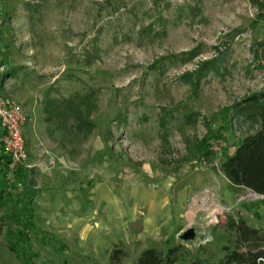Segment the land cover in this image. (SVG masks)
Listing matches in <instances>:
<instances>
[{"label": "rangeland", "instance_id": "obj_1", "mask_svg": "<svg viewBox=\"0 0 264 264\" xmlns=\"http://www.w3.org/2000/svg\"><path fill=\"white\" fill-rule=\"evenodd\" d=\"M1 66L25 115L31 264H110L116 244L124 264L150 246L215 261L233 221L264 229V194L221 165L260 126L234 104L264 88V0H0ZM14 228L0 264H23Z\"/></svg>", "mask_w": 264, "mask_h": 264}, {"label": "trees", "instance_id": "obj_2", "mask_svg": "<svg viewBox=\"0 0 264 264\" xmlns=\"http://www.w3.org/2000/svg\"><path fill=\"white\" fill-rule=\"evenodd\" d=\"M213 62L209 59L205 64ZM234 108L241 116L258 121L260 126L245 135L229 156L222 160V169L234 184L264 194V88L236 101ZM9 161L10 156L0 144V200L10 201L12 206L9 212L0 214V220H12L15 228L8 230L12 237L8 242L9 248L21 255L23 264H31L26 250L29 233L34 227L32 198L36 189L30 186L24 165H18L13 177H9ZM231 226L236 231L235 245L226 247L225 254L218 260L195 258L179 262L178 246H171L166 252L150 246L144 248L130 264H264V229L244 220L233 221ZM126 255L125 248L116 244L110 253V264H124L122 260Z\"/></svg>", "mask_w": 264, "mask_h": 264}, {"label": "built area", "instance_id": "obj_3", "mask_svg": "<svg viewBox=\"0 0 264 264\" xmlns=\"http://www.w3.org/2000/svg\"><path fill=\"white\" fill-rule=\"evenodd\" d=\"M24 121L25 115L20 102L0 89V144L3 151L10 156L7 164L9 177H13L14 169L18 165L27 166L25 162L28 149L23 130Z\"/></svg>", "mask_w": 264, "mask_h": 264}, {"label": "water", "instance_id": "obj_4", "mask_svg": "<svg viewBox=\"0 0 264 264\" xmlns=\"http://www.w3.org/2000/svg\"><path fill=\"white\" fill-rule=\"evenodd\" d=\"M219 216V215H218ZM181 238L184 240H189L195 237L196 231L194 227H189L187 229H184L182 233L179 234Z\"/></svg>", "mask_w": 264, "mask_h": 264}, {"label": "crops", "instance_id": "obj_5", "mask_svg": "<svg viewBox=\"0 0 264 264\" xmlns=\"http://www.w3.org/2000/svg\"><path fill=\"white\" fill-rule=\"evenodd\" d=\"M1 132V131H0ZM159 229H160V227H159Z\"/></svg>", "mask_w": 264, "mask_h": 264}]
</instances>
